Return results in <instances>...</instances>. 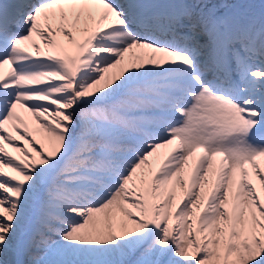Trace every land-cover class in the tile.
I'll return each instance as SVG.
<instances>
[{
  "label": "snow or ice",
  "instance_id": "obj_1",
  "mask_svg": "<svg viewBox=\"0 0 264 264\" xmlns=\"http://www.w3.org/2000/svg\"><path fill=\"white\" fill-rule=\"evenodd\" d=\"M0 264H264V0H0Z\"/></svg>",
  "mask_w": 264,
  "mask_h": 264
},
{
  "label": "bare ground",
  "instance_id": "obj_2",
  "mask_svg": "<svg viewBox=\"0 0 264 264\" xmlns=\"http://www.w3.org/2000/svg\"><path fill=\"white\" fill-rule=\"evenodd\" d=\"M190 222H191V219H190ZM11 258L15 259V257H14V256H13V257H11Z\"/></svg>",
  "mask_w": 264,
  "mask_h": 264
}]
</instances>
